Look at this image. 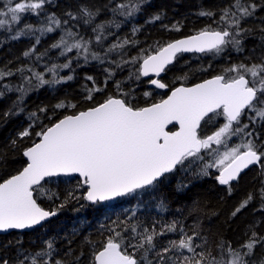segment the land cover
<instances>
[{"label":"snow or ice","instance_id":"snow-or-ice-1","mask_svg":"<svg viewBox=\"0 0 264 264\" xmlns=\"http://www.w3.org/2000/svg\"><path fill=\"white\" fill-rule=\"evenodd\" d=\"M49 2L50 0H0V28L20 22L22 14L39 16L44 5ZM142 3L143 0H127V3L119 4L112 9L114 17L117 10L119 15L131 17L140 10ZM257 8L264 10V5L252 0H230V3L219 9V20L213 19L216 28L209 25L194 36L158 48L155 54H148L142 49L141 56L113 61L109 59L113 53L123 57L126 54L125 47L135 45L136 42L117 37L112 44L104 47L108 37L115 35L109 29L113 26L119 28L120 22L113 18L95 23L100 10L93 11L82 5L76 13H66L68 19L61 20L51 14L47 16L46 23L41 22L39 26L25 24L11 37L15 40L39 32L40 36H36L35 44L23 55L30 58L35 54L36 59L41 60L49 52V49L39 54L34 52L41 36L52 33L57 28L61 30L60 39L50 48L60 49L59 55L65 57L66 62L45 66V72L52 73V80L44 78L45 72L23 66L15 72L0 68V81L20 73L21 83L2 84L5 91L19 93L13 102L18 106L33 87L71 79V76L59 77V70L70 69L73 60L78 61L80 57L85 62L91 59L100 63H115L118 68L128 64L135 65L138 60H142L136 70L137 79L152 74L159 77L167 71V65L173 62L178 53L219 55L228 45L242 51L241 37L252 31L244 28L243 23L255 15ZM198 15L215 17L216 13L201 10ZM152 19L159 20L160 17L154 16ZM70 21H82L86 26L94 25L92 36L85 38L78 31H73L77 25H70ZM136 31L138 29H133V35ZM261 32H264V28H261ZM94 48L100 51H95ZM73 50L75 56H68ZM105 71L109 72V76L112 75L109 69ZM25 72L30 75H25ZM225 73L234 75H216L193 87L175 88L167 99L147 107H134L125 99L109 96L97 106L77 114L65 115L58 122L36 132L39 142L24 150L23 156L27 159L23 168L0 182V231L31 228L56 214V211L45 210L37 202L40 196L48 195L51 198L44 188V184L48 182L46 178L79 174L82 184L77 187L86 186L83 199L98 203L124 196L137 189L154 187L166 178V174L177 170L178 166L183 169L186 165L203 163L201 151L211 150L213 144L223 146L225 151H210L209 155L216 153L215 159L203 163L200 174L208 175L209 168H217L219 175L216 180L220 185L229 186L230 194V182L238 180L242 170L258 165L264 173V151H261L264 141L257 143L258 137L254 138L253 132L246 131L249 124L242 123L246 112L255 113L249 117V123L255 124L258 120L264 122V57H261L259 63L232 65ZM131 75L134 73H130ZM33 80L38 83L33 85ZM148 83L159 89L167 87L160 79H149ZM92 91L93 89L89 90L86 99L92 98ZM3 95L4 91H0V96ZM145 95L150 93L146 92ZM56 107H64V104ZM40 111L45 109L41 108ZM8 115L10 111L5 113V116ZM31 115L35 116L36 113ZM221 115L225 120L223 125L211 135L201 138L198 135L201 122H212ZM169 124H178V131H166ZM28 135V130L20 133L21 137ZM232 136H240L242 142L229 147L228 139ZM15 143L12 142L13 145ZM68 198H75L74 194L69 192ZM254 198V194L249 193L232 215L235 216L247 207ZM260 200L264 202V188L260 190ZM260 210L264 211V203ZM114 223L116 227L109 229L113 234L107 237L100 250L93 253L90 264H141V261L143 264H250L247 258L254 254L257 245L264 244V236H260L253 228L244 244L234 248L231 242L221 241L216 245L214 255L207 239L195 225L187 229L182 222L173 221L157 232L155 228L141 229L139 224H128L123 228L124 232L131 233V237L127 238L121 231H117L122 227V222ZM168 232L179 233V239L169 240L166 246L157 251V237ZM46 245V248L24 255L23 259L18 255L17 264H25L26 261H30V264H69L66 258L68 254L61 256L54 247V242L47 241ZM129 247L140 254V260L135 258V254L126 251ZM150 254L152 258H149ZM0 264H9V261L0 257ZM261 264H264V260Z\"/></svg>","mask_w":264,"mask_h":264},{"label":"trees","instance_id":"trees-1","mask_svg":"<svg viewBox=\"0 0 264 264\" xmlns=\"http://www.w3.org/2000/svg\"><path fill=\"white\" fill-rule=\"evenodd\" d=\"M252 2L264 5V0ZM123 3H127V0H50L44 5L39 16L22 14L20 22L0 28V68L15 72L17 68L27 66L37 72H45L46 65L51 67L53 63L66 62V58L59 55L60 49L50 48L62 35L59 28L41 36L34 52L39 54L49 49L48 55L41 60H37L35 54L30 58L23 55L35 44L36 36H40L39 32L15 40L11 38L25 24L39 26L41 22L46 23L47 16L51 14L65 20L68 19L66 13H76L82 5H86L93 11L100 10L95 23L115 18L120 22V27L113 26L109 29L115 35L108 37L104 47L112 44L117 37L136 42L135 45L125 47L126 54L123 57L117 53L109 57L110 60L120 61L122 58L130 60L132 57L143 55L142 49L148 54H153L171 41L198 33L209 25L216 28L213 19L219 20V9L230 3V0H143L139 6L140 10L131 17L119 15V10L114 17L112 9ZM201 10H211L216 15L200 16L198 13ZM154 16H159L160 19L153 20ZM71 24H76L77 27L73 31H78L85 38L92 36L94 25L86 26L82 21H70ZM263 25L264 10L257 8L255 15L243 23L244 28L252 31L241 37L242 51L228 45L219 55H179L163 78L168 90L179 84L187 86L211 76L234 75L225 73V70L235 64H248L249 48L254 57L264 55V32H261ZM133 29H138L134 35ZM249 41H252L253 45L248 44ZM94 50L100 51L95 48ZM68 56L74 57L75 50ZM141 61L138 60L135 65L128 64L118 68L115 63H100L91 59L85 62L83 57H80L78 61L73 60L70 69L59 70V77L71 76V79L33 87L18 106L13 102L19 93L5 91L2 84L21 83L20 73L0 81V91H4V95L0 96V182L23 168L26 161L22 154L26 148L38 141L36 132L45 126H51L63 116L97 106L109 96L125 99L134 107H145L162 100L166 92L159 93L149 89L146 80L141 77L137 79L136 70ZM105 69H109L112 75L109 76ZM130 73L134 75L130 76ZM24 74L30 75L28 72ZM44 78L52 80L53 75L51 72H45ZM37 83L33 80V85ZM90 89H93L92 98L86 99ZM146 92L150 95L146 96ZM61 103L64 107H56ZM41 108L45 111H40ZM9 111L10 115L5 116ZM32 113L36 115L32 116ZM221 118L222 115L212 122H203L200 128L202 135H211L216 129L215 124ZM242 123L248 124V115ZM25 130L29 131V135L21 137L20 133ZM246 131L253 132L254 138L258 137L257 143L264 141V129L253 127ZM232 137L241 140L240 136ZM13 141L16 142L15 145L12 144ZM234 145L232 140H228L229 147ZM212 150H215L214 144L211 150L201 151L203 163L214 161L216 153L209 155ZM261 151H264V148ZM203 163L186 165L183 169L178 166L177 170L167 174L166 178L154 187L135 190L104 203L92 204L83 199L86 187H77L81 185L78 177L60 176L46 179L48 182L44 184V188L51 198L48 195L40 196L37 202L45 210L56 211V216L29 232L0 235V257L8 260L9 264H17L18 255L23 259L24 255L46 248V242L52 241L61 256L68 254L66 258L69 264H90L93 253L100 250L107 237L113 234L109 229L116 227L114 222H122V227L117 231H121L127 238L131 237V233L124 232L123 228L128 224H139L141 229L155 228L157 232L173 221L182 222L187 229L195 225L207 239L214 255L216 245L221 241L231 242L234 248L244 244L251 236L253 228L260 236H264V211L260 210L261 204L264 203L260 200V190L264 188V173L260 167H253L239 176L236 183L231 184L230 194L229 186H222L216 180L217 168H209L208 175L200 174ZM69 192H72L75 198H68ZM249 193H253L255 198L233 216L232 213ZM173 239L178 240L179 233L168 232L157 237L156 250L159 251ZM126 251L135 254V258L140 260V254L136 253L134 248L129 247ZM76 257H79V260H76ZM149 258H152L151 254ZM247 259L250 264H261L264 260V244L257 245L254 254ZM25 264H30V261Z\"/></svg>","mask_w":264,"mask_h":264},{"label":"water","instance_id":"water-1","mask_svg":"<svg viewBox=\"0 0 264 264\" xmlns=\"http://www.w3.org/2000/svg\"><path fill=\"white\" fill-rule=\"evenodd\" d=\"M196 34H198V33H195V34H192V35H189V36H186V37H181V38L176 39V40L185 39V38H188V37H190V36H194V35H196ZM176 40H173V41H171V42H174V41H176ZM166 45H167V44H166ZM166 45H165V46H166ZM163 47H164V46H163ZM153 54H155V53H153ZM180 54H197V55H200V54H203V53H198V52H183V53H178L177 56L180 55ZM177 56H176V57H177ZM176 57H175V58H176ZM175 58L173 59V62L175 61ZM173 62H172L171 64L167 65V67L170 66V65H172ZM141 63H142V61H141ZM141 63H140V64H141ZM139 67H140V65H139ZM163 75H164V72L161 73L159 77H157L156 75L152 74V75H150L149 77H142V76H141V78L144 79V80H149V79H161V77H162ZM211 78H212V77L207 78V79H211ZM207 79H205V80H207ZM203 81H204V80H203ZM203 81L198 82V83H196V84L202 83ZM196 84L188 85V86L178 85V86L174 87L173 89H171V90L169 91L168 95H167L164 99H167V97L171 94V91L174 90L175 88H179V87H193V86L196 85ZM148 87H149L150 89H154V90H157V91H159V92H166V91H167V87L164 88V89H159V88H156L154 85H151V84H149V83H148ZM114 98L121 99V98H119V97H114ZM159 102H160V101H159ZM159 102H156V103H159ZM150 105H152V104H150ZM150 105H148V106H150ZM145 107H147V106H145ZM86 110H87V109H86ZM86 110H84V111H86ZM70 115H71V114H70ZM63 117H64V116H63ZM63 117H62V118H63ZM62 118H60V119H62ZM60 119H59V120H60ZM56 122H58V121H56ZM56 122H55V123H56ZM171 127H175V129H174L173 131H171V132L178 131V129H179V125H178V124H175V125H174V124H169V125L166 127L165 130L168 131V129H170ZM39 139H40V138H39ZM39 139H38L37 142H39ZM35 143H36V142H35ZM30 147H31V146H30ZM22 156H23V154H22ZM23 159L26 161L27 158L23 156ZM253 167H258V165H251V166H249L248 168L242 170V172L239 174V176H241L242 174H244L246 171L250 170V169L253 168ZM16 174H17V173H16ZM14 175H15V174H14ZM166 175H167V174H166ZM217 175H219V171L217 172ZM61 176H64V175H61ZM68 176H71V177H78V178L81 180V178L79 177V174H76V173H73V174L68 175ZM59 177H60V176H59ZM9 178H10V177H9ZM52 178H55V177H52ZM46 179H50V178H46ZM236 181H237V180H236ZM236 181H232V182H230V183L233 184V183H236ZM81 184H82V180H81ZM222 186H225V185H222ZM85 187H86V186H85ZM137 190H139V189H137ZM126 195H127V194H126ZM124 196H125V195H124ZM121 197H123V196L115 197V198H113V199L106 200V201H100V202H98V203H104V202H108V201L116 200V199L121 198ZM88 202H89V203H92V202H90V201H88ZM92 204H94V203H92ZM55 216H56V214H55L54 216H50V217L46 218V219H45L44 221H42L39 225H35V226L31 227V228H27V229H11V230H7V231H0V235H6V234H10V233H12V232H18V233L29 232V231H31L32 229H34V228L40 226V225L43 224L44 222H47L48 220L54 218Z\"/></svg>","mask_w":264,"mask_h":264},{"label":"flooded vegetation","instance_id":"flooded-vegetation-1","mask_svg":"<svg viewBox=\"0 0 264 264\" xmlns=\"http://www.w3.org/2000/svg\"><path fill=\"white\" fill-rule=\"evenodd\" d=\"M251 27V26H250ZM263 27H264V25H263ZM263 44V47H264V40H263V42H262ZM248 44H251V45H253V42L252 41H249L248 42ZM263 53H264V51H263ZM180 55H197V54H180ZM201 55V54H200ZM179 56V55H178ZM177 56V57H178ZM199 56V55H198ZM176 57V58H177ZM261 57H264V55H262V56H259L258 57V55L256 56V57H254L253 56V52L250 50V48L248 49V64H251V63H259L260 62V60H261ZM175 61H176V59H175ZM175 61H174V63H175ZM174 63L172 64V65H170V66H168L167 67V70H169L170 68H172L173 67V65H174ZM165 73H166V71L164 72V75L161 77V82H163V78H164V76H165ZM211 77H213V76H211ZM208 78H210V77H208ZM205 79H207V78H205ZM204 79V80H205ZM148 81L149 80H146V82H147V86H148ZM201 81H203V80H200V81H197V82H195V83H192V84H190V85H193V84H196V83H198V82H201ZM164 83V82H163ZM179 85H182V84H179ZM178 86V85H177ZM188 86V85H187ZM149 88V87H148ZM174 88V87H173ZM171 90V89H170ZM170 90H168L167 89V91H166V96L168 95V93H169V91ZM154 91H156V90H154ZM156 92H159V91H156ZM159 93H165V92H159ZM165 96V97H166ZM164 97V98H165ZM248 115V124H249V128H248V130L249 129H251V128H253V127H255V128H260V129H264V122H261V121H257V123H255V124H251V123H249V117L250 116H252V115H255V113H248V112H246L245 113V115L242 117V122H243V120L245 119V117ZM225 122V120H224V117L222 116V118H221V120H219V121H217V123L215 124V130H214V132L217 130V129H219L222 125H223V123ZM202 123H203V121L201 122V125H202ZM201 128V127H200ZM200 128L198 129V135L201 137V138H204V136L202 135V133H201V131H200ZM175 129V127H171L170 129H168V131H173ZM207 136H209V135H207ZM207 136H205V137H207ZM232 139H235L234 137H232Z\"/></svg>","mask_w":264,"mask_h":264},{"label":"rangeland","instance_id":"rangeland-1","mask_svg":"<svg viewBox=\"0 0 264 264\" xmlns=\"http://www.w3.org/2000/svg\"><path fill=\"white\" fill-rule=\"evenodd\" d=\"M228 140H232L235 145H238V144H240L242 142V139L241 140H236V138L235 139H232V137L229 138ZM214 147H215V149H219L220 153H223L225 151V148L223 146H218V145H215L214 144ZM213 169H215V167H213ZM217 171H218V169H217Z\"/></svg>","mask_w":264,"mask_h":264}]
</instances>
